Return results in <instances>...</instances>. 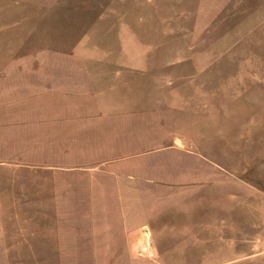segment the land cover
Masks as SVG:
<instances>
[{"label":"rangeland","instance_id":"rangeland-1","mask_svg":"<svg viewBox=\"0 0 264 264\" xmlns=\"http://www.w3.org/2000/svg\"><path fill=\"white\" fill-rule=\"evenodd\" d=\"M0 264H264V0H0Z\"/></svg>","mask_w":264,"mask_h":264}]
</instances>
